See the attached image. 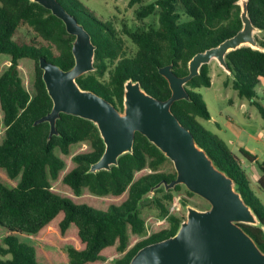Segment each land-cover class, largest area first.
<instances>
[{"label": "trees", "instance_id": "trees-1", "mask_svg": "<svg viewBox=\"0 0 264 264\" xmlns=\"http://www.w3.org/2000/svg\"><path fill=\"white\" fill-rule=\"evenodd\" d=\"M58 1L96 45L95 69L78 76V84L119 110L127 79L138 80L148 93L164 100L171 91L158 67L171 63L172 70L183 76L196 52L216 46L242 26L237 0H153L146 4L129 0L130 5L139 4L138 18L158 15L156 27L123 28L135 47L130 51L110 20L98 18L79 0ZM248 14L261 29L262 38H255L264 47V0H249ZM73 39L62 20L44 6L30 0H0V57L7 59L0 71V264H128L144 245L175 234L186 204L199 209L210 206L182 184L155 189L142 205V195L162 180H173L176 171L172 161L139 132L133 151L120 156L117 166L91 173L90 164L104 150L91 121L61 113L56 122L58 134L50 139L48 122L34 124L52 108L39 58L65 70L71 68ZM225 59L231 74L224 84L231 85L264 117L256 89L264 77V51L242 46L229 51ZM21 61L32 63L30 88L20 74ZM210 85L209 64H203L199 74L185 84L189 100L174 101L172 112L214 164L235 180L236 190L264 223V205L253 192L241 158L258 163L261 175L254 183L262 191L264 163L244 147L238 149L239 155L234 153L200 122L210 119V113L197 89ZM80 143L89 149L77 150ZM58 182L63 190L54 187ZM84 194L123 199L99 207L82 200ZM241 226L264 251L261 227ZM49 229L50 235L39 239ZM56 233L61 239H56Z\"/></svg>", "mask_w": 264, "mask_h": 264}, {"label": "water", "instance_id": "water-1", "mask_svg": "<svg viewBox=\"0 0 264 264\" xmlns=\"http://www.w3.org/2000/svg\"><path fill=\"white\" fill-rule=\"evenodd\" d=\"M30 1L49 9L74 36L71 47L74 64L71 68L65 70L44 57L39 58L52 108L34 124L48 122L50 139L58 134L56 122L61 113L91 121L104 143L101 156L90 164L88 172L91 173L117 166L120 156L133 151L135 133L139 132L172 161L176 171L173 180L156 183L140 201L152 198L155 189L161 186L168 190L182 184L210 204L206 209L188 205L186 216L175 234L144 245L128 264H264V251L241 226L259 225L264 233V223L236 190L235 180L214 164L190 129L171 109L174 101L189 100L185 84L199 74L203 64L215 60L227 74H231L225 59L229 51L242 46L264 51L255 38L261 29L253 24L248 14L249 0H237L241 28L216 46L196 52L188 61L187 74L177 75L171 63L158 67L171 91L168 98L154 97L138 80L129 78L123 85L122 110L96 92L82 89L76 80L95 69L96 45L90 33L58 0Z\"/></svg>", "mask_w": 264, "mask_h": 264}, {"label": "rangeland", "instance_id": "rangeland-1", "mask_svg": "<svg viewBox=\"0 0 264 264\" xmlns=\"http://www.w3.org/2000/svg\"><path fill=\"white\" fill-rule=\"evenodd\" d=\"M84 6L89 8L95 16L103 21L110 20L113 23L117 31L122 35L125 40V44L128 50L133 51L135 48L128 35L123 31L124 27L139 30L147 29L149 27L157 26V12L150 14L145 18H138L135 10L139 7V4H129V0H79ZM153 0H143V3H149ZM185 19V16H182ZM262 38V33L256 34ZM7 65V59L0 57V71ZM32 63L29 65L20 62L19 71L24 81V84L30 88V75L28 69H31ZM210 74L212 77V84L209 87H200L197 89L200 92L203 101L205 102L208 111L211 114L210 120L200 119L201 124L208 130L220 135L225 142L233 148L236 154L239 155L237 144L247 146L252 149V153L256 155L258 162L264 163V117L261 116L255 105L249 103L248 100L240 98L237 92L231 87V85H225L224 82L227 79V73L218 65L215 60L209 63ZM257 95L260 101L264 105V77L260 80V83L256 87ZM213 118L219 123V127L213 121ZM229 122L230 125H227ZM240 133L238 136L237 133ZM238 140L240 142H238ZM89 149L86 144H78L77 150ZM246 161V160H245ZM68 164V160H67ZM247 166L244 164L245 172L251 176L255 173H261V170L256 161L250 163L246 161ZM55 184V183H54ZM252 189L254 194L264 205V191L257 188L256 184L252 181ZM56 189H62V185L58 182L54 186ZM82 200L99 206L106 207L107 204L119 203L123 197L100 199L84 194ZM147 200L142 201V205L148 203ZM141 205V206H142ZM185 206V216L186 207ZM195 207V206H194ZM197 208V207H196ZM199 209V208H198ZM184 216V218H185ZM54 229V228H53ZM52 229H49L43 235H39L40 238H44L50 235ZM56 239H61L59 234L56 233Z\"/></svg>", "mask_w": 264, "mask_h": 264}, {"label": "crops", "instance_id": "crops-1", "mask_svg": "<svg viewBox=\"0 0 264 264\" xmlns=\"http://www.w3.org/2000/svg\"><path fill=\"white\" fill-rule=\"evenodd\" d=\"M211 73V72H210ZM228 75V74H227ZM210 76H211V74H210ZM263 79V77L262 78H260V80H262ZM211 84H212V77H211ZM210 113V112H209ZM211 114H210V119H211ZM210 119H208V120H210ZM213 121L215 122V124L219 127L220 125H219V123L217 122V120H215L214 118H213ZM227 125H230L229 124V122H227ZM214 133V132H213ZM215 134H217V133H215ZM240 133L238 132L237 133V135L238 136H240L239 135ZM219 137H220V135L219 134H217ZM224 140V139H223ZM225 141V140H224ZM238 142H240L239 140H238ZM237 144V148L239 149L240 147H244L245 149H247L248 151H250L251 153H252V149L251 148H249V147H247V146H244V145H241L242 143H236ZM230 147V146H229ZM230 149L234 152V153H236L234 150H233V148H231L230 147ZM254 162V161H253ZM250 163H252V162H250ZM244 164H245V166H247V164H246V161H245V159L244 158H241V166L242 167H244ZM261 175V173H255V175L254 176H251L250 178H251V181H253V182H255V180L259 177Z\"/></svg>", "mask_w": 264, "mask_h": 264}]
</instances>
